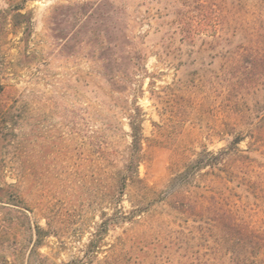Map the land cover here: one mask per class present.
I'll list each match as a JSON object with an SVG mask.
<instances>
[{
    "label": "rangeland",
    "instance_id": "1",
    "mask_svg": "<svg viewBox=\"0 0 264 264\" xmlns=\"http://www.w3.org/2000/svg\"><path fill=\"white\" fill-rule=\"evenodd\" d=\"M201 2L213 36L179 26ZM0 83V264H264V0H0ZM135 100L148 189L120 195Z\"/></svg>",
    "mask_w": 264,
    "mask_h": 264
},
{
    "label": "trees",
    "instance_id": "2",
    "mask_svg": "<svg viewBox=\"0 0 264 264\" xmlns=\"http://www.w3.org/2000/svg\"><path fill=\"white\" fill-rule=\"evenodd\" d=\"M18 6V5H16ZM198 16L197 20L193 21L191 24H185L182 21L179 23V26L184 27L185 31L189 36L193 35H209L213 36L218 31V26L220 23V15L217 8L213 4H209L207 2H201L198 5ZM16 9H20V7H16ZM111 79H114L118 83H131L132 77L136 75V73L132 71H128L126 73H108ZM4 91V85L0 83V94ZM235 114L243 113V109L238 108L237 106L233 107L232 110ZM143 111L141 107L137 104L135 100L133 106L128 112V126L130 129V144L128 146V151L126 154V158L122 164V166L117 169L116 173H114V183L118 188V193L123 195L125 187L129 183H138L144 190H147L148 185L143 182V180L139 177L138 174V166L141 161V151H142V119ZM258 121L255 125V131L248 133L254 134L255 139L259 142L260 146L264 148V113L257 116ZM235 126L240 124L239 120L236 118L234 122ZM249 132V131H247ZM244 134L241 130L238 129L237 135H235L231 141V147L233 148L235 153L240 152V148L238 147V143L243 140ZM215 159V156L211 153L200 155L196 159V168H199L200 165H212V160ZM194 164V166H195ZM187 199L182 197V200L178 201L182 205L185 206ZM137 212H141V209L138 207L133 208L128 213L125 212L123 207L120 208V216L122 220H126L132 216H136ZM138 214V213H137ZM222 224L223 230L229 235V239L232 240L235 244L237 242H243V240L248 239L250 241L253 240L254 234H256L252 229L248 227H244L242 223L238 220L234 219L230 214L223 213V215H219L218 220ZM114 223L110 222L108 218L104 219L101 222L100 226H102V232H107L110 226H113ZM35 264V263H34ZM244 264V263H243Z\"/></svg>",
    "mask_w": 264,
    "mask_h": 264
}]
</instances>
